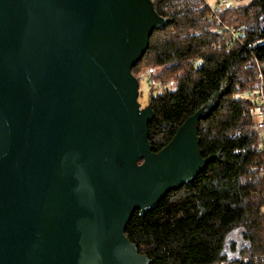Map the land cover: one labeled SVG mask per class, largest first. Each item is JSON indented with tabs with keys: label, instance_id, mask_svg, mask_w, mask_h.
<instances>
[{
	"label": "water",
	"instance_id": "95a60500",
	"mask_svg": "<svg viewBox=\"0 0 264 264\" xmlns=\"http://www.w3.org/2000/svg\"><path fill=\"white\" fill-rule=\"evenodd\" d=\"M170 20L151 0H0V264H153L127 240L219 156L198 124L154 153L132 69Z\"/></svg>",
	"mask_w": 264,
	"mask_h": 264
},
{
	"label": "trees",
	"instance_id": "16d2710c",
	"mask_svg": "<svg viewBox=\"0 0 264 264\" xmlns=\"http://www.w3.org/2000/svg\"><path fill=\"white\" fill-rule=\"evenodd\" d=\"M151 1L170 23L153 32L132 74L137 78L149 61L164 68L163 75L177 74L174 90L151 98L154 118L148 140L153 152L162 151L226 81L229 90L198 124L202 157H219L190 186L170 192L154 211L144 216L135 212L125 236L153 264H264V151L260 137L249 132L256 105L238 97L254 89L259 69L264 82V0L216 12L205 0ZM225 26L241 28L240 40L230 45L231 38L222 37ZM244 75L252 85H245ZM236 227L244 229L247 245L233 261L224 249Z\"/></svg>",
	"mask_w": 264,
	"mask_h": 264
},
{
	"label": "rangeland",
	"instance_id": "374dc122",
	"mask_svg": "<svg viewBox=\"0 0 264 264\" xmlns=\"http://www.w3.org/2000/svg\"><path fill=\"white\" fill-rule=\"evenodd\" d=\"M205 1L211 8H219V5L223 4L226 6V8H230V9L242 8L248 5L250 2V0H205ZM235 29L241 30V28H235ZM163 69L164 68L156 67L150 61L149 63L145 62L144 65H142L138 69L136 76H137L138 81H140L139 82L140 86L138 89V94H139L138 103L141 105V110L150 107L152 95L165 93L167 91L174 90L177 87V79H176L177 74L167 73L163 75V72H164ZM160 75L162 77L161 80L158 79ZM242 81L244 82L249 81V84L251 83V85L254 82V81H251V78H249V75H244L242 77ZM257 83L258 81H256V83L253 85L254 89L258 87ZM245 85H248V82ZM248 95H249V92H243V93H240L238 97L240 96L243 98H246V97L249 98ZM260 118H261L260 114L257 112V110H255L254 112L255 123ZM254 125L249 129V132L260 137V140H261L260 148H261L264 146V131H262L259 134H256L253 129ZM246 245H247V240L245 238L244 229L242 227H236L231 232V234L228 235L226 239V244H225V249H224L225 255L227 256L229 260L234 261V260L240 259V257L242 256L241 251Z\"/></svg>",
	"mask_w": 264,
	"mask_h": 264
},
{
	"label": "built area",
	"instance_id": "2783aa9c",
	"mask_svg": "<svg viewBox=\"0 0 264 264\" xmlns=\"http://www.w3.org/2000/svg\"><path fill=\"white\" fill-rule=\"evenodd\" d=\"M226 8L225 5L220 4L219 8H211L212 12H216L219 9ZM223 38L230 37L231 40L229 41L230 45H232L235 41L240 40V29H235L230 26H225L224 29ZM256 80L258 81L257 85L258 87L256 89H253L249 92V99L255 103L256 110L260 114L261 118L255 123L253 129L256 134L261 133L264 131V82H263V74L261 70H258V73L256 75ZM260 150L264 151V146L260 148ZM254 167L250 168V171H253ZM264 171V167H263Z\"/></svg>",
	"mask_w": 264,
	"mask_h": 264
}]
</instances>
